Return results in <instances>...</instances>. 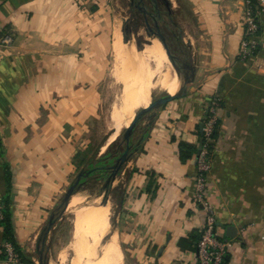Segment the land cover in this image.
<instances>
[{
    "label": "crops",
    "instance_id": "crops-1",
    "mask_svg": "<svg viewBox=\"0 0 264 264\" xmlns=\"http://www.w3.org/2000/svg\"><path fill=\"white\" fill-rule=\"evenodd\" d=\"M164 1L185 10L180 50L191 81L138 122L112 180L121 183L114 226L123 256L131 264H199L207 212L196 201L197 157L203 118L217 95L207 193L217 236L228 242L224 264H264V12L256 53L242 59L245 0ZM110 3L0 0V201L8 208L0 240L30 264H61L59 252L45 263L43 251L51 234L55 245L59 220L44 235L79 179L75 158L90 148L99 117L98 88L118 21ZM5 34L14 36L10 45L1 41ZM0 264H15L1 246Z\"/></svg>",
    "mask_w": 264,
    "mask_h": 264
},
{
    "label": "rangeland",
    "instance_id": "rangeland-1",
    "mask_svg": "<svg viewBox=\"0 0 264 264\" xmlns=\"http://www.w3.org/2000/svg\"><path fill=\"white\" fill-rule=\"evenodd\" d=\"M153 1H155V3ZM110 4L114 17L120 18L121 23L124 20V36L132 38L130 41L136 45L141 55L137 58L136 64H134L135 67L134 65L131 67L128 65V61L124 60L123 63L117 65L116 68L115 52L113 46H111L107 56L106 72L101 78L98 88L101 94V106L99 117L91 126V145L90 148L84 152H78L75 159H77V179L79 178L77 183L79 187L78 190H81L89 196H98L101 198L100 201L102 203L109 204L111 224L116 230L114 225H117L116 216L120 199L121 183L116 181L113 185L111 181L107 184V179L113 171L116 170L118 173L124 164L123 162L122 165H120L123 153L122 150H124L126 142L125 130L128 125V122L122 118V109L124 108L123 106L126 105L123 104L125 101H128V99H125V97L128 98V94L125 93L127 92V90L125 91L127 87L125 82L127 84L128 81L129 83L133 81V83L137 82V84H139L140 81L144 80V82H147V80H149L148 82L152 83L161 77L159 68L165 66H159L156 58L145 55V50H143L146 45L151 43V39L155 37V34L148 33L147 29L148 26L151 28V24H153V16L159 14L160 20L158 24L160 26V32L166 38L171 52L177 56V58H180V60L178 58L177 63L181 66V72L185 79L190 78L191 71L184 68L183 65L185 64L184 60L186 56L181 54L182 50H180L185 47L183 44L184 32L182 27L183 21H185L182 15L185 10L181 11L182 8L180 9L178 7L169 9L164 0H111ZM143 9L153 14V16H150V14L148 16L147 21H149V23L146 22ZM183 9L187 8L184 7ZM152 28H155L154 25H152ZM168 64H171V66H168L174 69L170 58ZM165 67H167V65ZM130 84H132V82ZM166 93L167 91L163 90L161 87L152 86L151 100H155ZM140 109L141 107H138L136 112ZM118 120L121 122L119 127V129H121H118L119 131L116 132V123ZM114 134H116V136L111 140L110 138ZM106 140V147L102 148V153H98L100 146L103 145ZM104 167L109 168L104 169ZM74 182H76V179ZM64 198L65 195L60 198L59 210H57V215L63 212L60 217L61 219H59L57 241L54 245L52 242L53 235L51 234L49 235L50 241L46 242L43 247L45 263L47 258L54 257L56 259L59 252L58 259L61 264H75V262L76 264H85L86 259H88L87 256L92 258L95 254V252L91 250L90 242H92V240L89 234L85 235L84 240H77L76 232L74 235L76 215L69 210L64 213L67 205ZM81 251L84 252V257L77 254ZM38 263H40V261ZM122 264H131V262L124 257Z\"/></svg>",
    "mask_w": 264,
    "mask_h": 264
},
{
    "label": "bare ground",
    "instance_id": "bare-ground-1",
    "mask_svg": "<svg viewBox=\"0 0 264 264\" xmlns=\"http://www.w3.org/2000/svg\"><path fill=\"white\" fill-rule=\"evenodd\" d=\"M120 23L121 20L118 18L113 43L116 68L124 60L128 61V65L133 67L132 65L136 64L137 58L141 53L132 41L127 42L124 40ZM143 50H145V55L155 57L159 66L167 65V67L163 66L159 68L161 77L152 83L148 82L149 80L147 82H144V80L140 81L139 84L137 82L133 83L131 80L132 84L129 81L127 84L125 82V85H127V89L125 88L127 92L125 93L128 94V98L124 97L128 101H125L123 104L126 105L122 109V118L128 122V125L134 119L136 109L138 107H145L151 102L152 86H158L169 93L178 94L182 90L186 80L179 70L168 66H171V64H168L169 56L167 52L165 53V48L158 38H152L151 43L146 45ZM120 123L119 120L116 123V132L121 129H119ZM115 136L116 134L110 139L113 140ZM70 199L67 206L68 210L76 215L75 232L77 240H84L85 235L89 234L92 240L90 242L91 250L95 252L94 257L87 256L88 259H86L85 264H122L123 252L118 240L117 231L111 224L109 204H104L100 201V197L89 196L81 190L76 191ZM83 253L81 251L77 254L83 256ZM54 264L57 263L55 262Z\"/></svg>",
    "mask_w": 264,
    "mask_h": 264
},
{
    "label": "built area",
    "instance_id": "built-area-1",
    "mask_svg": "<svg viewBox=\"0 0 264 264\" xmlns=\"http://www.w3.org/2000/svg\"><path fill=\"white\" fill-rule=\"evenodd\" d=\"M264 12V6L256 4L254 0H245L246 31L242 40L240 58L247 59L256 53L258 44L257 35L260 29V14ZM14 40L13 34H5L2 43L10 45ZM221 104L220 96H214L203 118L202 146L197 157L196 175V201L207 212L206 222L201 230L196 243L199 264H224L228 242L220 239L216 233V216L207 193L208 176L213 167V143L214 132L218 122V109ZM4 219V203L0 201V232L1 222ZM0 246L5 252L8 262L15 264H30L22 261L15 246L8 241H1Z\"/></svg>",
    "mask_w": 264,
    "mask_h": 264
},
{
    "label": "water",
    "instance_id": "water-1",
    "mask_svg": "<svg viewBox=\"0 0 264 264\" xmlns=\"http://www.w3.org/2000/svg\"><path fill=\"white\" fill-rule=\"evenodd\" d=\"M154 34H155V36H157L159 38V40L163 44V46H164V48H165V50H166V52H167L172 64H173V66L177 70L181 71V66L177 63V61L175 59V55L171 53V51L169 49V46H168L167 42L165 41L164 36L161 33L160 34L154 33ZM190 81H191V78H187L185 80V84H184L182 90L178 94L166 93V94L156 98L155 100H152L147 106L141 108L138 112H136V115H135L134 119L132 120V122L129 124V126L125 130V138H126L127 142H126V148L123 151L122 156H121L120 165H122V163L127 160V157L129 155V151L131 149L130 139H131V136H132V134L134 132V129L136 128L138 122L147 113L152 111L154 108H156V107H158L160 105H163V104H165V103H167V102L179 97L180 95L184 94L185 90L187 88V84ZM202 127H203V125H202ZM201 146H202V142L199 145L198 153H200ZM117 167H119V166H117ZM116 174H117V171L115 170L109 175V177L107 179V184L110 183L113 180V178L116 176ZM78 181H79V179L76 182L72 183L70 185V187L68 188V190H67V192L65 194V198H64L66 202H69L70 197L77 191V190H75V187L77 186ZM62 213L60 215H57V216H55V214L52 215V217L50 219V222H49L48 229L46 230L45 235H44L45 239L47 238V235L49 233V230H50L51 226H53L60 219ZM228 230H229V235L233 236L235 234L236 228H235V226H229ZM45 244L46 243H45V240H44L43 247H44ZM42 254H43V251H42ZM40 264H44L43 263V259H42Z\"/></svg>",
    "mask_w": 264,
    "mask_h": 264
},
{
    "label": "flooded vegetation",
    "instance_id": "flooded-vegetation-1",
    "mask_svg": "<svg viewBox=\"0 0 264 264\" xmlns=\"http://www.w3.org/2000/svg\"><path fill=\"white\" fill-rule=\"evenodd\" d=\"M153 2L155 3V1H153ZM143 12H144V15H145V18H146V22L149 23V21H147L148 16H149V14H150V16H153V14H151V12L149 13V11H146L145 9H143ZM152 20H153V24H151V28H150V26L147 27L148 33H150V34H154V33L160 34L161 33L160 32V26L158 24V22L160 20L159 14L157 16H153V19ZM152 25H154L155 28H152ZM165 41H166V38H165Z\"/></svg>",
    "mask_w": 264,
    "mask_h": 264
},
{
    "label": "trees",
    "instance_id": "trees-1",
    "mask_svg": "<svg viewBox=\"0 0 264 264\" xmlns=\"http://www.w3.org/2000/svg\"><path fill=\"white\" fill-rule=\"evenodd\" d=\"M255 2H256V0H254ZM215 133H216V130H215V132H214V138H215ZM202 139H203V134H202ZM213 147H214V143H213ZM120 150H122V149H120ZM124 150H125V148H124ZM124 150H122V151H124ZM183 154H187V152H183ZM109 168V167H108ZM107 167H104V169H108ZM79 189V187L78 186H76L75 187V190H78ZM3 202V201H2ZM4 203V219H3V221L1 222V227H2V229H4L5 227H7V225H6V222H7V213H8V208H7V206H6V204H5V202H3ZM2 229H1V232H0V234L2 233ZM5 236H6V233H5ZM7 240L9 239L10 240V237H8V236H6L5 237ZM17 250V249H16ZM20 255V254H19ZM20 257H21V259H22V261H24V262H26V260L24 259V258H22V256L20 255ZM224 261H225V258H224Z\"/></svg>",
    "mask_w": 264,
    "mask_h": 264
}]
</instances>
